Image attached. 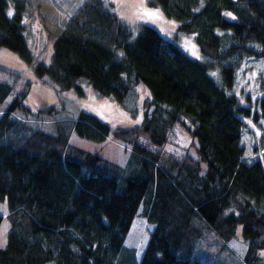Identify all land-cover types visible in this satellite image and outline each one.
Listing matches in <instances>:
<instances>
[{
	"label": "trees",
	"instance_id": "16d2710c",
	"mask_svg": "<svg viewBox=\"0 0 264 264\" xmlns=\"http://www.w3.org/2000/svg\"><path fill=\"white\" fill-rule=\"evenodd\" d=\"M149 2L195 34L199 56L150 23L135 31L107 0H79L55 33L50 59H37L25 24L32 0H0V47L35 61L38 76L81 95L86 79L135 110L141 81L150 93L137 123L112 125L82 109L52 133L13 114L28 106L29 78L2 105L22 73L0 63L13 78L0 80V200L10 222L0 264H212L192 258L193 245L211 257L219 242L241 264H264V150L249 159L242 142L246 117L260 114L232 92L243 63L264 55V0ZM215 65L220 80L209 72ZM176 123L196 139V155L164 148ZM73 130L93 139L112 132L130 144V157L122 164L76 146ZM57 141L78 156L62 154ZM139 213L152 229L138 257L126 239ZM238 235L243 255L229 243Z\"/></svg>",
	"mask_w": 264,
	"mask_h": 264
},
{
	"label": "rangeland",
	"instance_id": "374dc122",
	"mask_svg": "<svg viewBox=\"0 0 264 264\" xmlns=\"http://www.w3.org/2000/svg\"><path fill=\"white\" fill-rule=\"evenodd\" d=\"M78 1L32 0L33 3L28 7L25 24L28 42L37 59L45 61L50 59L55 33L64 24V20L69 16ZM107 1L111 2L113 10L125 18L135 31H137L140 21L150 23L155 25L167 37L176 40L190 54L194 56L200 55L198 44L195 42V34L180 30L176 18L169 17L160 6H155L149 0ZM150 13H155V15H150ZM36 57L35 60H37ZM34 62L26 61L18 52L11 48L0 47V63L22 73L21 78L14 84L11 93L4 99L2 105L6 107L18 94L17 91L23 88V78H29L32 82L24 100V103L28 106L24 110L18 107L14 110V115L27 118L30 122L52 133H57V121L59 119L75 118L82 109L96 112L112 125L132 124L142 119L143 100L150 94L143 81L136 88L141 101L139 102L138 100V103H136L137 109L135 110L131 102H128V99H125V103H121L113 95H103L86 79L81 80L86 89L84 95L76 93L73 89H61L59 84L50 78L48 74L38 76L34 70ZM209 72L220 80V65L211 67ZM0 80H7L13 83L12 75L8 72H0ZM232 92L237 94L241 103L249 104L252 111H257L260 114L258 115L259 118L255 119L246 117L249 128L242 136V142L246 146L244 156L249 159L255 158L259 151L264 150V55L250 57L243 63L238 70ZM70 141L76 146L96 151L122 164H125L124 162L130 157V144L114 136L112 132L105 138L93 139L80 135L73 130ZM56 143L54 144L55 147H63L61 149L62 154L72 157L78 156L75 151H70L64 142L57 141ZM196 144V139L187 129L176 123L163 146L165 149L176 153L188 150L193 155H196ZM254 145L260 146V149L259 147L254 148ZM133 166L132 162L126 167L133 168ZM128 175H131L130 171L119 174L123 179ZM7 213V201L0 200V215H2L0 221V246L7 243V233L10 226ZM151 227L152 224L139 213L129 230L126 241L130 246L137 248L138 257L141 256L147 243ZM197 234L200 239L202 231L198 230ZM229 243L238 254H244L246 242L241 236L233 237ZM186 244L189 245L188 242ZM193 247L192 258L198 257L212 264H241L233 258L234 253H232L230 248H224L223 250L220 247V242L217 247L218 252L211 257L207 256L208 253L205 251L204 244L198 243V245H193ZM261 253L264 255V249L261 250ZM47 264H55V262L52 261Z\"/></svg>",
	"mask_w": 264,
	"mask_h": 264
},
{
	"label": "snow or ice",
	"instance_id": "6c2138e0",
	"mask_svg": "<svg viewBox=\"0 0 264 264\" xmlns=\"http://www.w3.org/2000/svg\"><path fill=\"white\" fill-rule=\"evenodd\" d=\"M150 15H155V13H150Z\"/></svg>",
	"mask_w": 264,
	"mask_h": 264
}]
</instances>
